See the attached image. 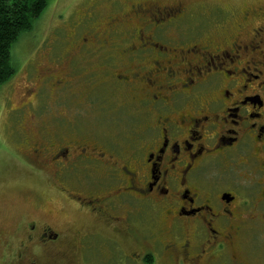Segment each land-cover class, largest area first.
<instances>
[{
  "label": "flooded vegetation",
  "instance_id": "flooded-vegetation-1",
  "mask_svg": "<svg viewBox=\"0 0 264 264\" xmlns=\"http://www.w3.org/2000/svg\"><path fill=\"white\" fill-rule=\"evenodd\" d=\"M106 1L59 12L72 34L34 53L14 148L95 227L28 223L7 258L244 264L264 241V0Z\"/></svg>",
  "mask_w": 264,
  "mask_h": 264
},
{
  "label": "rangeland",
  "instance_id": "rangeland-1",
  "mask_svg": "<svg viewBox=\"0 0 264 264\" xmlns=\"http://www.w3.org/2000/svg\"><path fill=\"white\" fill-rule=\"evenodd\" d=\"M88 1L96 2V0H46V7L39 17L34 20L30 31L22 33L11 47V63L15 69V74L0 87V264H13L7 258V253H11L13 248L19 245L18 241L23 239L22 234L15 231H23L24 225L28 223L47 222L53 227H58L61 230L67 228L73 232L76 230L87 231L95 227V223L92 221H76L73 212L68 209L69 206L64 209L62 206V204L64 205L63 201L49 191V180L44 170L38 173L29 169L27 162L18 158L17 155L15 156L14 149L17 141H21L17 127L22 120V111L25 112L22 123L25 125L28 123V106L31 99L30 85L35 78L31 74V71H33L31 63L35 59L34 63L37 67V65L40 66L45 62L34 53L39 49L50 47L51 43L57 45L64 43V34L59 26L64 23L67 24L66 32L72 34L70 27L76 20L68 21L59 12L68 14L77 5ZM97 1L104 6L108 4L106 0ZM119 1L122 4H128L132 0ZM77 10L73 9V11ZM100 15L105 16L106 12L101 11ZM78 29L81 28L78 27ZM69 36L73 37V35ZM100 37H104V35ZM119 39L117 36L113 39V42H120ZM67 41L70 42L71 40ZM89 41H92L90 37ZM73 117L69 115V119ZM87 117L90 118V115H87ZM36 122L38 123V119H36ZM96 131L98 130L85 129L83 132L84 135H93ZM100 132L107 133L112 138H119V134L122 133L119 130ZM26 137H38L37 131L30 127L28 131L23 133V138ZM120 243L123 249L126 248L125 243ZM115 251V259L118 264L122 254L117 252L119 249ZM247 252L244 253L242 259L244 264H264L263 240L257 242L254 238L247 248ZM25 255L28 257L27 254ZM39 260L41 264H45V262L49 264L48 262H50L48 259L45 260L44 255H39Z\"/></svg>",
  "mask_w": 264,
  "mask_h": 264
},
{
  "label": "trees",
  "instance_id": "trees-1",
  "mask_svg": "<svg viewBox=\"0 0 264 264\" xmlns=\"http://www.w3.org/2000/svg\"><path fill=\"white\" fill-rule=\"evenodd\" d=\"M46 0H0V87L15 74L10 50L18 37L32 28Z\"/></svg>",
  "mask_w": 264,
  "mask_h": 264
}]
</instances>
